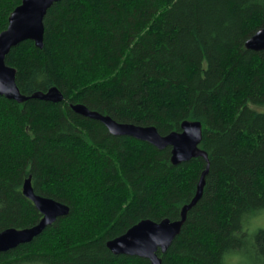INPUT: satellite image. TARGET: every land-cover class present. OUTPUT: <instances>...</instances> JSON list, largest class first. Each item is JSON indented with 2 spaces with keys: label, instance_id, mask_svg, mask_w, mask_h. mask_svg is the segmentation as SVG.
I'll use <instances>...</instances> for the list:
<instances>
[{
  "label": "trees",
  "instance_id": "1",
  "mask_svg": "<svg viewBox=\"0 0 264 264\" xmlns=\"http://www.w3.org/2000/svg\"><path fill=\"white\" fill-rule=\"evenodd\" d=\"M22 0H0V34ZM44 47L25 41L6 65L23 96L56 88L59 103L0 96V233L37 225L25 197L70 208L0 264H151L116 256L108 243L142 221L181 220L203 173V195L162 264H264V51L247 41L264 28V0H61L44 19ZM169 135L202 124L199 157L175 166L158 150L77 114L72 105Z\"/></svg>",
  "mask_w": 264,
  "mask_h": 264
},
{
  "label": "water",
  "instance_id": "2",
  "mask_svg": "<svg viewBox=\"0 0 264 264\" xmlns=\"http://www.w3.org/2000/svg\"><path fill=\"white\" fill-rule=\"evenodd\" d=\"M61 0H22V4L15 9L9 19L7 30L0 34V96L19 103L31 99H39L59 103L64 100L63 94L53 88L47 93H37L31 97L23 96L16 83V70L6 65V58L11 50L25 41H33L39 49L44 47L45 26L44 19L49 9ZM249 50L264 51V28L260 29L246 43ZM72 109L79 115L103 123L113 136L131 137L147 142L164 150L172 149V163L177 166L192 159L202 157L208 161L205 151L200 148L203 140L201 122L185 121L181 132L161 135L156 127H142L134 124H124L115 121L110 116L102 115L90 110L83 104L72 105ZM209 167L203 173L198 185V191L193 201L184 206L181 220L172 222L163 220L156 223L145 220L130 228L124 235L108 243L109 250L116 256L126 255L150 260L151 264H162L159 250L166 254L170 246L181 233L187 219L188 212L197 205L203 195L205 176ZM23 193L31 200L42 215L40 222L28 229H8L0 233V253L8 252L32 242L43 231L53 225L58 218L67 216L70 208L52 199L35 194L31 178L24 183Z\"/></svg>",
  "mask_w": 264,
  "mask_h": 264
},
{
  "label": "rangeland",
  "instance_id": "3",
  "mask_svg": "<svg viewBox=\"0 0 264 264\" xmlns=\"http://www.w3.org/2000/svg\"><path fill=\"white\" fill-rule=\"evenodd\" d=\"M247 232L252 235L255 234L258 230L264 229V210L261 211L258 215L254 216L246 223ZM250 258L247 257V254H232L227 257L228 264H248Z\"/></svg>",
  "mask_w": 264,
  "mask_h": 264
}]
</instances>
